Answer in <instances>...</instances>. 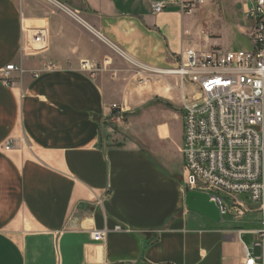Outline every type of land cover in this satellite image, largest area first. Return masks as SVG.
I'll return each mask as SVG.
<instances>
[{"label":"crops","instance_id":"1","mask_svg":"<svg viewBox=\"0 0 264 264\" xmlns=\"http://www.w3.org/2000/svg\"><path fill=\"white\" fill-rule=\"evenodd\" d=\"M145 2L147 11L129 15L110 1L100 17L82 5L72 9L78 23L60 8L40 17L0 0V72L21 70L9 85L0 80V264H241L242 243L252 252L256 238L249 246L243 237L261 228L185 208L183 133L171 126L182 92L176 78L134 65L167 70L183 49L200 50L183 14L167 8L177 2ZM157 2L165 9L153 14ZM106 59L94 76L80 70ZM113 104L126 106V118L143 111L128 123L135 140L116 142ZM98 230L104 240L93 242ZM253 252L264 264V241Z\"/></svg>","mask_w":264,"mask_h":264},{"label":"built area","instance_id":"2","mask_svg":"<svg viewBox=\"0 0 264 264\" xmlns=\"http://www.w3.org/2000/svg\"><path fill=\"white\" fill-rule=\"evenodd\" d=\"M52 1L82 23L77 12ZM176 1L184 14L205 3V0ZM165 5L163 2L153 3L152 13H161ZM243 13L252 25L249 33L251 49L248 51L186 48L180 52L175 66L167 70H150L134 65L139 71L177 79L182 92L183 189L209 195L220 216L229 214L236 222L248 213V209L235 198L228 205L223 194L234 197L247 195L264 216V0H244ZM113 49L123 56L115 47ZM54 69L53 65L44 68L47 71ZM80 70L90 76L99 71L90 61H82ZM13 72L21 70L10 64L0 72L3 84H10ZM188 86L191 88L189 92L185 89ZM127 112L126 106L113 104L110 120L114 124H122ZM12 147L13 142L9 141L4 149L9 151ZM105 234L103 230L93 231L91 239L102 242ZM238 235L240 238L242 232ZM254 235L252 252L241 242V264H261V257L253 251L255 248L263 249L264 218L261 229Z\"/></svg>","mask_w":264,"mask_h":264},{"label":"rangeland","instance_id":"3","mask_svg":"<svg viewBox=\"0 0 264 264\" xmlns=\"http://www.w3.org/2000/svg\"><path fill=\"white\" fill-rule=\"evenodd\" d=\"M16 1L22 11L29 15L46 17L47 13H50V11H58V7H56L55 4L53 5L50 3L48 0ZM58 1L66 6L70 11H73L72 9L79 8L83 5L86 8L85 14L94 15L96 17H100L101 15L104 16V13L106 12H102V9L109 10L110 1H114V4L116 7H118V11L122 13H128L129 15H134L138 12L147 11L149 9V6L146 4L145 0H93L92 2L86 1L84 4L83 0ZM163 1L166 3L173 2V4L177 2L176 0ZM243 4L244 0H205L203 5H197L189 14L182 13L180 8L177 6H171L167 8L177 10L183 14L184 17L182 23L187 39L190 41V44L198 46L200 51L220 50L221 52H234L240 50L248 51L251 49L249 33L252 25L250 21H248V19H246L244 16ZM78 16L81 20L79 14ZM77 22L80 23L79 21ZM84 28L90 34H92L95 39L102 40L94 30H91L87 27ZM112 53L114 56L121 58L115 51H112ZM107 62V59L104 60L101 66L94 63L99 69L98 72L105 68ZM188 91H191V89L188 88ZM142 114L143 111L133 115L128 114L124 123L114 124L115 134L117 135V143H126L127 141L135 140L132 132L128 129V123L130 121V117L132 116L138 121H141ZM175 115L178 117V120L174 121V124L171 126L172 129L175 130L177 138L179 137L180 139L181 136L182 139L183 113L181 111H176ZM156 127L157 122L154 120L151 122L150 127L153 137L155 136ZM140 145H142L141 142ZM161 146L162 145L157 144L158 149H160ZM222 197H224V201L228 205L235 198L237 201L243 202L248 208V213L245 214L244 219L237 224L239 228L247 231H253L262 227V220L264 216L258 211V208L249 201L247 195L241 194L234 197L223 194ZM230 219L231 216L229 214L221 217V221L225 223H228ZM254 238H256V236L254 237V235L249 234L248 236H244L243 240L247 245L250 246V243H252L251 241H253Z\"/></svg>","mask_w":264,"mask_h":264},{"label":"water","instance_id":"4","mask_svg":"<svg viewBox=\"0 0 264 264\" xmlns=\"http://www.w3.org/2000/svg\"><path fill=\"white\" fill-rule=\"evenodd\" d=\"M184 205L187 211L200 215L212 222L218 223L221 220L218 208L210 201V196L205 193L186 191Z\"/></svg>","mask_w":264,"mask_h":264},{"label":"bare ground","instance_id":"5","mask_svg":"<svg viewBox=\"0 0 264 264\" xmlns=\"http://www.w3.org/2000/svg\"><path fill=\"white\" fill-rule=\"evenodd\" d=\"M49 1H50V3H52L54 5V3L52 2V0H49Z\"/></svg>","mask_w":264,"mask_h":264}]
</instances>
